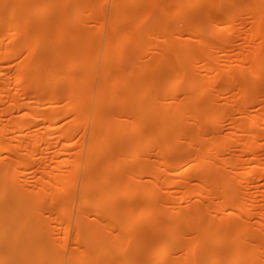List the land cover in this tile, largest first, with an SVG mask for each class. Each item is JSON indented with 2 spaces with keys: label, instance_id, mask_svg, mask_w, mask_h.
Listing matches in <instances>:
<instances>
[{
  "label": "rangeland",
  "instance_id": "1",
  "mask_svg": "<svg viewBox=\"0 0 264 264\" xmlns=\"http://www.w3.org/2000/svg\"><path fill=\"white\" fill-rule=\"evenodd\" d=\"M84 1L87 2L88 12L80 19H77L78 12L69 4L68 0L3 1L4 4L5 2L8 3V6H6L5 12L0 9V15H7L9 10H13L17 19H26L31 23L29 28L33 30L40 41L33 44L34 52L32 55L28 57L18 55L10 60L0 61L3 73H7L3 75L2 79L10 85L12 94L20 95L17 88L18 83L14 82L16 75L20 72L23 74L28 73L27 70L23 71L21 68L24 59L34 65L35 71L39 74V88L45 92H52L58 88H66L71 84H75L81 75L88 71L91 87L95 90L107 79L104 85L107 104L97 108L93 107L91 114H105L110 123L111 121L120 122L121 120L119 125L127 128V139L136 140L141 131L147 134V138H150L155 136L156 132L167 124L166 121L152 120L147 115L142 114L140 105L142 103L150 104L151 112L165 108L170 110L176 104L174 95L185 88L184 81L178 78V71L175 70V68L181 66L175 53L189 49V53L200 55L203 52L210 53L216 50L218 56L216 65L219 69L215 75V89H211L202 95H197L194 92L190 94L192 98L191 106L183 112L180 118L182 128L187 135L173 131L159 136L155 142L147 141V148L138 156L137 162L134 163L129 162V153L123 152L124 146L122 144L115 143L109 147V152L114 157L123 153L121 156L123 170H114V172L109 170L112 161H107V178H116V182H118L122 179V175H125L124 178L131 181H156L153 185V192L157 193V196L169 200L161 201L160 204H152L149 209L150 212H147L145 202L143 205H139L122 196L120 206L126 212L117 221L107 219V245L110 246L111 243L112 248L107 249V251L104 250L102 257L108 261V264H147V259L152 252V249L147 245V239L152 238L153 244L161 240V235L153 229L155 223L152 222L153 220L149 218V215L162 208L169 211V213H175L181 218V222L177 227L179 228L178 234L182 236L184 243H199L197 249L202 246L205 247L199 254L202 264H228L226 259L229 256H236L238 252L239 255L244 256L243 264H264V170L250 173L249 168L254 164L264 167V137L256 141L261 145L259 152H248L242 149L241 146L239 147L238 144H244L250 137L251 132L242 131L237 127L239 122L262 117L261 115L264 114V74L256 80L258 102L250 104V97L243 92L242 87L248 79L249 68L252 66L250 59L256 56L259 59V64L263 65L264 62V19L261 30L254 37L256 29H254L253 17L259 14V10L252 6L255 0H247L246 4L250 7L249 9H239L242 13L244 28H242V25H237L219 33L220 38L210 34H191L193 30L199 29L195 25L200 14L199 10L210 8V3L213 0H158L157 2L146 0L139 18L142 22L141 30H139L138 22L123 20L115 28L120 32L133 29L135 35L145 42L147 62L149 67L152 66V73L160 76L162 86L154 88L148 84L145 87L148 90L147 92L139 90L132 96L121 90L113 98V89L116 84L115 73L118 71V66L111 64L109 68L107 65V77L102 74V69L106 66L104 50L107 41L112 39L116 41V37L112 36L110 32V18L116 0ZM129 1L130 7L125 8V10H131L137 4L132 0ZM230 1L219 0L224 6ZM261 1L264 2V0ZM40 5H43L44 9L39 10ZM96 5L100 6L96 14L89 15ZM214 15L220 17L223 13L216 11ZM181 20L187 21L190 26L179 32L181 41H172L173 25ZM166 25L172 27L166 29ZM216 25H218L217 22L212 23V28ZM82 30L96 34L99 37V41L94 46V62L98 64L97 71L92 72L81 63L83 59L78 52L80 46L75 39L78 38ZM24 32L25 30L20 31V33ZM229 36L234 42L230 48H227L222 43L221 38ZM0 40H3L9 48L16 46L9 38L2 39L0 37ZM202 42L205 43L203 47L200 46ZM111 56L122 59L127 64L131 58L129 53L119 56L113 52ZM243 57H247L249 60ZM40 62L42 64H39ZM73 62L76 65H73ZM186 63L189 64L188 61ZM197 69L200 74L204 73L201 63H199ZM138 74L141 76L143 72L141 71ZM26 84L28 83H23V85ZM167 93L169 96H167ZM111 99H113L112 103H110ZM212 99L216 106L220 107L223 112L228 113L229 116L215 126H207L210 120L201 118L202 114L207 112L206 103ZM94 104L95 98H93L92 106ZM4 107L5 105L1 103L0 129L9 130L7 137L13 151L3 152L0 164L26 155L18 134L27 133L32 137H36L46 132L44 122L36 121L38 119L30 115L22 116L23 112L7 113ZM124 114L126 116L134 115L132 118H121V115ZM19 121H23L25 124L21 131L17 129ZM69 123L77 125L74 121H60L57 124L59 126L58 134L52 137L49 146L43 145V148H49V156H53V152L60 150L64 144L61 142L59 134ZM262 125L264 127V123ZM83 143V138L69 139L65 144L72 145L71 150L63 156L60 155L59 158H55V161H58L57 163L53 159L49 162L50 166H46L55 174L62 176L71 174L78 179V181L76 180V186L61 191L62 193L59 196L69 192L73 195L76 194L77 200L79 198L85 168L81 165L79 170L73 172L70 163L76 160L84 161L87 157L86 149L84 152L81 151ZM222 143H225L226 146L224 147L225 154L222 156L213 155L209 159V164H215L214 166L222 173L214 172L205 175L193 168L185 175H176L180 165L188 160V156L192 151H199L204 154L207 153L210 147L222 150ZM174 145L177 146L168 149L169 146ZM173 157L179 160V165L173 168L166 167V162ZM60 159H62L61 163ZM95 163L98 164L100 161ZM17 169L23 170L24 174L14 175V177L29 186L35 185L40 176H43L44 180L47 179V175L44 173L45 168L41 164L28 168L18 165ZM204 178L209 179L210 183L203 188L201 185ZM220 178L227 183H231L233 188L239 192L237 202L234 205L235 215L221 216L225 219L223 221L231 220L235 225L237 224L236 229H227L224 223L217 219L218 212L216 209L224 206L223 186L217 184ZM199 189L202 191L200 195L190 196L192 192ZM210 189L214 190L216 194L214 197L207 195L206 191ZM125 190L124 184H120V191L124 193ZM50 198L54 197L50 196ZM249 198L253 200L251 206L245 212H240L241 206L246 202H250ZM116 204L113 199L108 200L106 203L107 212L112 211ZM175 207H179L180 210L175 212ZM193 210L211 219L210 223L207 224L209 230L207 235L201 234L198 223L190 219L198 215L194 214ZM133 214L137 215L139 221L129 228V219ZM75 218L76 211L73 214L72 221ZM142 224L144 232L147 233L146 236L135 235ZM51 227L59 228L60 226L58 223L52 222ZM77 234H79V231L74 225L69 232L59 233L62 248L58 249L60 257L59 260L53 261L55 264H73L75 260H78L79 264H84L82 257L86 249H83V245L79 244ZM242 235L246 236L242 238ZM0 238L3 239L5 236ZM242 246H247L248 249H240ZM8 251L3 256L6 262L13 259L12 252ZM186 252L182 249H175L172 256L161 264H196L195 253L187 254ZM48 258H51L50 253L45 254V259L48 260ZM211 258L215 260L211 262Z\"/></svg>",
  "mask_w": 264,
  "mask_h": 264
},
{
  "label": "bare ground",
  "instance_id": "2",
  "mask_svg": "<svg viewBox=\"0 0 264 264\" xmlns=\"http://www.w3.org/2000/svg\"><path fill=\"white\" fill-rule=\"evenodd\" d=\"M3 1L0 0V9L5 12L8 3L5 2L4 4ZM132 1L137 4L131 10H125V8L130 7L128 4L129 0H116L112 8L110 32L112 36L116 37V41L113 39L109 41L107 37L108 41L104 50L106 66L102 69V74L107 77V65L109 68L111 64L118 66V71L115 73L116 84L112 98L121 90L132 96L139 90L147 92L148 90L145 87L148 84L154 88L162 86L160 76L152 73V66L150 65L149 67L147 62L145 42L135 35V30L133 29L120 32L115 28L123 20L138 22L139 30L142 29V22L139 18L143 12L142 8L146 0ZM153 1L157 2L158 0ZM68 2L77 10V19L87 15L88 5L86 1L68 0ZM246 2L247 0H231L224 6L219 0L211 1L210 8L199 10L200 14L195 23L199 29L193 30L191 34H210L220 38L218 36L219 33L237 25H242V28H244L242 13L239 9H249L250 7ZM252 6L259 10V14L253 17L254 29H256L254 37H256L263 24L264 2L255 0ZM39 8V10H42L44 6L40 5ZM99 8L100 6L98 5L93 7V11L89 15L93 16L96 14ZM216 11L223 13V15L215 17L214 13ZM214 22H217L218 25L212 28V23ZM30 24L26 19H17L13 10H9L7 15H0V37L2 39L9 38L16 45L13 48H9L3 40H0V61L10 60L18 55L28 57L33 54V44L40 41L33 30L29 28ZM189 26L190 23L184 20L175 23L173 25L172 41H181L179 32ZM170 27L172 26L166 25L165 28L169 29ZM21 30H25V32L20 33ZM75 40L80 46L78 52L83 59L82 65L92 72L97 71L98 64L94 62V46L99 41V37L96 34L82 30ZM221 40H223L222 43L227 48H230L234 42L231 36L221 38ZM200 46H205V43L202 42ZM188 50L175 53L181 64L180 68H175V70L178 71V78L185 83V88L174 95L175 106L170 110L165 108L151 112L150 104L142 103L140 105L142 114L147 115L152 120L166 121L167 124L158 130L155 136L150 138H147V134L141 131L136 140L127 139V128L119 125L121 120L120 122L115 120L110 123L105 114H91L93 107L97 108L107 104L104 91L107 79L95 90L91 87V79L87 71V73L84 72L81 75L75 84H71L66 88H58L52 92H45L39 88V74L35 71L34 65L24 59L21 63V68L23 71L27 70L28 73L23 74L20 72L16 75L14 82L18 83L17 88L20 95H15L11 93L10 85L7 81L2 79L3 75L7 73H3L2 67H0V104L3 103L5 105V112H23L22 116L30 115L38 119L36 121H42L46 124V132L39 136L32 137L27 133L18 134L19 141L25 149L26 155L0 164V237L5 236L3 239L0 238V264H55L53 261L59 260L60 257L58 249L62 248V242L58 235L59 233L65 234L69 232L73 225L79 231L76 236L79 244L83 245V249H86L82 257L84 264H108V261L102 257L104 250L107 251V249L112 248L111 243L110 246L107 245V219L117 221L125 214L126 211L122 210L120 206L121 197L124 196L139 205H143L145 202L147 212H150L149 209L152 204H160L161 201L169 200L159 195L157 196V193L153 192V185L156 181H131L124 178L125 175H122V179L118 182H116V178H107V161H112L109 170L113 172L114 170H123L121 166L123 153L114 157L109 152V147L115 143H120L124 146L123 152L129 153V162L134 163L137 162L138 156L147 148L149 141L155 142L159 136L173 131L187 135L182 128L180 118L183 112L191 106L192 98L190 94L194 92L197 95H202L211 89H215V75L219 70L216 65L218 60L216 50L210 53L203 52L200 55L191 54ZM113 52L119 56L129 53L131 55L130 61L127 64L122 59L112 57L111 54ZM243 58L249 60L247 57ZM250 60L252 61V66L249 68L248 79L243 83L242 87L243 92L250 97V104H254L258 102L256 80L264 74V62L263 65L259 64V59L256 56ZM187 61L189 64L186 63ZM199 63L203 65V74H200L197 69ZM39 64H42V62ZM73 65L76 64L73 62ZM141 71L143 74L140 76L138 73ZM24 82L28 84L23 85ZM171 86L173 85L171 84ZM21 96L23 97L20 98ZM167 96H169L168 93ZM93 98H95V104L92 106ZM112 102L113 99L110 100V103ZM205 107L207 112L202 114L201 119L210 120L207 126H215L229 116L228 113L223 112L220 107L216 106L213 99L207 102ZM133 115L126 116L124 114L121 115V118H132ZM261 116L237 124L238 129L251 132L250 137L244 144H238L239 147L241 146L242 149L248 152L257 153L261 150V145L256 142L264 137V127L262 125L264 123V114ZM62 120L74 121L77 125L69 123L65 129L61 130L59 137L64 144L60 150L53 152V156H49V148H43V145L49 146L52 137L59 132L57 124ZM24 127L23 121H19L18 131L23 130ZM8 131L3 128L0 129V159L3 152L13 151V147L8 142ZM72 138H83L84 143L81 151L84 152L85 149L87 151V157L84 161L76 160L70 163L73 172L79 170L81 165L85 168V174L81 180L82 191L78 200L76 199V194L73 195L69 192L59 196L62 193L61 191H66L76 186L78 179L71 174L66 176L55 174L46 167L50 166L49 162L51 160L54 159L55 161V158H59L60 155L63 156L67 151L71 150L73 146L65 143ZM177 145L169 146L168 149H173ZM221 145L223 147L222 150L210 147L207 153L204 154L199 151H192L188 156V160L180 165L176 175H185L193 168L205 175L214 172L222 173L214 166L215 164H209L211 156H222L225 154V143ZM96 161H100V163L97 164L95 163ZM178 161L177 158L173 157L166 162V167L173 168L179 165ZM61 162L62 159H60ZM39 164L45 168L46 180L43 179V176H40L35 185L29 186L14 177V175L24 174L23 170L17 169L18 165L28 168ZM249 168L250 173L264 170V167L256 164L249 166ZM42 181H44L43 184ZM202 183L201 186L204 188L210 181L204 178ZM120 184L125 186L126 190L124 193L120 191ZM171 184L173 183L171 182ZM217 184L223 186L224 206L216 209L218 212V217H216L224 223L227 229H236L237 224L235 225L231 220L223 221L225 219L222 217L235 215L234 205L237 202L239 192L233 188L231 183H227L221 178ZM201 193L202 191L199 189L196 192H192L190 196L200 195ZM206 193L209 197L216 195L213 189L207 190ZM50 196L54 198H50ZM112 199L117 204L112 211L107 212L106 203ZM249 201L251 203L246 202L241 206L240 212H245L251 206L253 200L249 198ZM179 210V207H175V212ZM75 211L76 218L72 221ZM192 212L194 214L200 213L196 210ZM136 216V214L130 216L129 228L139 221ZM149 218L155 223L153 229L161 235V240L153 244L152 238L147 239V245L152 249L147 259V264L163 263L172 256L175 249L185 250L187 254L195 253V263L202 264L199 254L205 247L202 246L197 249L199 243L186 244L183 242L184 240L178 234L179 228L177 227L179 222H181V218L175 213H169V211L162 208L150 213ZM190 219L198 223L201 234L204 236L208 234L207 224L210 223V218L208 219L205 215L198 214L195 218ZM52 222L58 223L60 227L52 228ZM146 234L143 224L135 233L137 236H146ZM245 236L242 235V238ZM202 238L204 239L205 237ZM259 248L261 249V246ZM240 249H248V247L242 246ZM8 250L12 252L13 259L6 262L3 256L9 252ZM46 253H50L51 256L48 260L45 259ZM237 254L236 256H229L226 262L228 264H243L244 256L239 255V252ZM214 260V258L210 259L211 262ZM73 264H79L78 260H75Z\"/></svg>",
  "mask_w": 264,
  "mask_h": 264
}]
</instances>
